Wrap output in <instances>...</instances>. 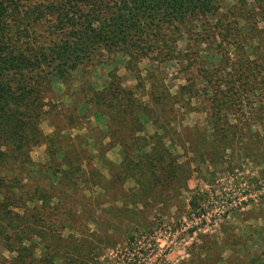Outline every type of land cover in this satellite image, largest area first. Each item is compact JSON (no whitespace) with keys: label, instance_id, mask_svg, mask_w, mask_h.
Instances as JSON below:
<instances>
[{"label":"trees","instance_id":"trees-1","mask_svg":"<svg viewBox=\"0 0 264 264\" xmlns=\"http://www.w3.org/2000/svg\"><path fill=\"white\" fill-rule=\"evenodd\" d=\"M233 2L0 0V264L90 263L102 252L107 236L95 235L90 243L62 251L63 229L54 227V217L70 229L77 213L90 204L88 218L97 229L95 215L106 206L115 208L111 215L117 217L129 205L165 204L188 189L189 164H203L204 152L211 148L212 159H221L226 144L237 142L229 116L242 110L245 116L239 96L247 94L252 80L264 79V0H252L261 10L249 27L252 36L241 33L237 23L248 20L243 14L247 0ZM119 58L138 82L124 85L116 69L102 90L80 88L75 94L84 95L68 111L65 125L44 135L40 124L54 79L71 90L75 72L107 60L115 65ZM144 59L149 68L141 77L136 66ZM170 63L178 69L174 94L165 82ZM139 92H145L147 101ZM199 108L208 112L211 134L199 123L179 125L184 111ZM87 110L90 116L106 118L103 139H109L110 149L119 148L118 164L105 161L100 149L92 155L89 136L68 132ZM249 122L242 120L248 129ZM148 123L151 134L145 130ZM252 144L244 143L239 150L264 163V146ZM39 145L45 146V159L36 163L30 153ZM177 145L186 154L185 162H178L171 151ZM98 158L110 171L108 180L93 165ZM127 181L132 182L129 189L124 188ZM96 190V197L84 194ZM137 218L128 215L124 220L129 224ZM252 264H264V253Z\"/></svg>","mask_w":264,"mask_h":264},{"label":"rangeland","instance_id":"rangeland-1","mask_svg":"<svg viewBox=\"0 0 264 264\" xmlns=\"http://www.w3.org/2000/svg\"><path fill=\"white\" fill-rule=\"evenodd\" d=\"M227 3L234 4L233 0H227ZM243 10L248 20L237 19L238 27L241 33L243 30L252 36L253 32L249 27L259 20L257 14L261 10L256 8L252 0H247ZM260 26H264V23H260ZM252 41L253 46L257 47L259 36ZM259 50L260 48L256 51ZM123 61V58H119L114 65L109 64L107 60L96 67L75 72L74 78L77 82L71 90L54 79L53 92L47 97L50 105L45 107L46 112L40 124L43 134L48 135L55 127L65 125L68 111H71L74 105L77 106L80 95H84H76L75 92L88 85L93 90H102L109 75L116 69L117 75L124 80V85L134 86L138 81L133 78L132 72L124 67ZM176 65L170 63L165 67V82L172 94L177 90L179 83V80H173L178 75ZM148 68L149 61L146 59L136 66L137 70L142 71L141 77H145L144 69ZM250 83L247 94L239 96V106L242 109L246 107L245 116L242 117L243 110L241 115L238 113V116H229L237 142L233 143V146L226 144L228 148L221 157L219 156L221 159H212L211 148L204 152L203 164H189L192 173L185 181L188 189L182 190L180 195L169 192L173 196L165 204L153 201L144 207L141 204L135 207L129 205L128 208L115 213L117 217L111 215L115 208L106 206L105 212L95 215L99 220L97 229L88 218L89 211L93 208L90 204L84 211L77 213L78 216L74 217L75 221L70 229L63 228V224L54 217V227L63 229L61 250L70 249L78 243H90L95 240V235H106L107 243L102 252L97 257L92 256L88 264H252L255 257L264 253V163L253 162L247 151L242 152L239 149H242L244 143L253 146L252 141H256L258 147L264 146V79L256 78ZM144 84L145 89L149 88L148 82L145 81ZM144 93L137 95L147 101ZM90 113L89 110L81 112V120L68 126V132L72 137L89 136L88 149L92 155H98L96 149H100L105 153V161L118 164L119 148L116 146L110 149L109 139H103L106 118L93 117ZM247 118L250 119L249 129L242 123V120ZM196 123L207 126L208 133H212V124L204 108L193 112L184 111L182 119L179 120L182 127L190 128ZM145 130L151 134L152 125L146 124ZM173 137L175 139L177 136ZM92 138L96 140L95 148ZM166 144L169 146V140H166ZM208 146L204 144L205 148ZM44 149V145L32 149L30 155L34 162L44 161ZM171 151L178 162L186 161V154L178 145L172 147ZM190 155L192 157V154ZM190 155L188 154V157ZM93 165L103 178L109 179L110 171L101 165L99 158L93 160ZM131 187V181L124 185L125 189ZM96 191H85L84 194L96 197L99 194L98 190ZM193 201L192 207L190 202ZM128 215L138 218L128 224L127 220H124ZM104 219H108V222L104 223Z\"/></svg>","mask_w":264,"mask_h":264}]
</instances>
